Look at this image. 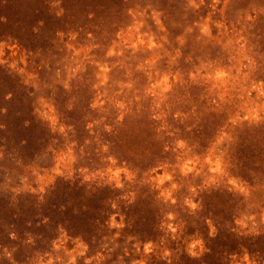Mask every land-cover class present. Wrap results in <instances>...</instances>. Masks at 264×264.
<instances>
[{
    "label": "rangeland",
    "instance_id": "obj_1",
    "mask_svg": "<svg viewBox=\"0 0 264 264\" xmlns=\"http://www.w3.org/2000/svg\"><path fill=\"white\" fill-rule=\"evenodd\" d=\"M0 264H264V0H0Z\"/></svg>",
    "mask_w": 264,
    "mask_h": 264
},
{
    "label": "clouds",
    "instance_id": "obj_2",
    "mask_svg": "<svg viewBox=\"0 0 264 264\" xmlns=\"http://www.w3.org/2000/svg\"><path fill=\"white\" fill-rule=\"evenodd\" d=\"M193 207H195V205H193ZM192 247H195V245H192ZM192 255H196V253L192 252Z\"/></svg>",
    "mask_w": 264,
    "mask_h": 264
}]
</instances>
